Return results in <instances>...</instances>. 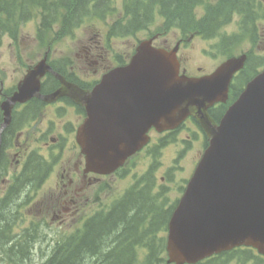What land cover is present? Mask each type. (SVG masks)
Instances as JSON below:
<instances>
[{
  "label": "water",
  "instance_id": "95a60500",
  "mask_svg": "<svg viewBox=\"0 0 264 264\" xmlns=\"http://www.w3.org/2000/svg\"><path fill=\"white\" fill-rule=\"evenodd\" d=\"M176 50L143 41L128 64L105 74L88 92L66 82L43 59L2 103V127L16 103L68 96L86 112L76 136L85 172L106 175L146 144L150 128L173 130L192 117L209 141L168 223V262L193 264L239 246L264 254V70L216 123L208 110L227 100L230 80L245 55L192 78L179 75ZM46 73L61 87L43 96L40 79Z\"/></svg>",
  "mask_w": 264,
  "mask_h": 264
},
{
  "label": "trees",
  "instance_id": "16d2710c",
  "mask_svg": "<svg viewBox=\"0 0 264 264\" xmlns=\"http://www.w3.org/2000/svg\"><path fill=\"white\" fill-rule=\"evenodd\" d=\"M208 1L120 0L124 18L115 22L111 32L121 37L133 35L152 23L154 15H158L163 18L165 28H177L184 37L198 35L211 39L220 35V27L233 15L242 17L241 27L244 34L247 33V23L253 27L255 19L264 15L257 0H219L217 5H208ZM115 2L116 0H0V43L4 36L16 39L20 26L33 15H42L37 29L40 42H44L45 34L55 24L59 26L58 35H70L87 17L114 15L118 11ZM199 7L204 8V15L200 17L196 16V9ZM249 32L253 36V28ZM240 38V35H234L223 40L222 46L227 57L232 55ZM57 71L63 73L59 69ZM50 78V83L55 86L56 80ZM217 113H223L222 105L210 109L214 118ZM10 128L7 132L11 131ZM40 162L42 161L39 157L37 161L34 157L29 159L25 169V185L40 173ZM165 205L167 203L163 191L153 195L145 188L130 194L106 214H96L81 230L64 237L56 244L50 259L47 258L42 264H166L165 239L158 238L156 232H166L175 203L164 209ZM10 226L12 225L9 222L5 225V220L0 218V256L8 252H19L17 247L20 241L9 246L12 239ZM21 241L26 243L25 239ZM139 244L148 249L141 258L135 252V247ZM232 263L264 264V258L257 256L252 249L237 248L197 264Z\"/></svg>",
  "mask_w": 264,
  "mask_h": 264
},
{
  "label": "rangeland",
  "instance_id": "374dc122",
  "mask_svg": "<svg viewBox=\"0 0 264 264\" xmlns=\"http://www.w3.org/2000/svg\"><path fill=\"white\" fill-rule=\"evenodd\" d=\"M260 2L261 11L264 10V0H257ZM219 0H209V4H218ZM117 4L120 6V0H117ZM118 6V7H119ZM196 16L203 14V8L197 10ZM39 15H33V17L20 26L16 39H12L8 36H5L0 44V86L3 89H11L22 79L25 74L27 67L29 65H34L39 60L42 59L44 53L49 50V57L53 60L59 61L62 58H67L71 61L72 65L75 66L76 74L80 75L85 79H91L92 77L88 76L86 78L84 68L86 64L84 60L79 58L83 57L82 46L88 43L106 42V37L108 36L110 26L113 22L120 20L121 15H110L106 18L98 17H88L85 18L82 24L74 31L73 35L69 37L60 36L58 34H51L46 37L50 42L46 47L41 46L37 38V28L40 22ZM238 17H234L233 20L229 21L222 25L221 33L229 36L234 34L243 33L240 29V24ZM256 25V37L250 39L248 32L243 35V37L237 41L236 46L233 48V55L237 56L241 53H251L252 55L262 56L256 57L253 63L255 67H259L260 63L264 60V15L255 23ZM250 24L247 23V28ZM58 29H56L57 31ZM152 36L157 37L155 41L156 46H162L163 41H166V45L174 46L178 38H181L182 34L178 29L174 28H165V24L162 18L156 16L152 23L147 26L146 29L140 30L135 33L134 36L128 38H116L111 37V40L108 44L110 52H107L106 60L111 57L115 58L118 55L120 58L124 59L129 57L134 47L139 41L148 39ZM187 44V45H186ZM182 47L180 55L183 56V64L188 74L190 75H202L204 73L212 72L222 61L225 60V55L222 54V46L219 44V39L211 38L205 39L200 36H195L190 42H186ZM50 47V48H49ZM109 61V59H108ZM261 67V66H260ZM200 68V72H198ZM69 69H66L65 73ZM98 77V76H97ZM242 85V84H241ZM0 88V92L3 90ZM2 101V95L0 94V102ZM58 117V112L55 107H46L43 109L42 113L36 118L34 122L26 123L25 131L22 134L21 140L27 141L30 144L26 147V151L30 149H37L43 155L46 154V147L48 145L45 142L48 141L50 136L58 135L59 128L57 127V119L67 124V127L70 129V123L77 124L79 122L77 115L71 112L68 114L65 111H60ZM57 114V115H56ZM189 136L191 133L187 132V129L181 132V136L178 137L179 140L183 139L185 135ZM29 138V139H27ZM165 139V138H163ZM196 142L193 143V145ZM180 148L174 145H170L167 148L162 150L160 156L154 160L155 164L161 163L159 171L155 174L156 181L152 189L150 190L146 184L143 187H146L147 190L151 191L153 195L161 194L163 191L164 198L166 203L171 205L181 194L179 187L184 186V180L190 175L192 171L193 163L199 155L200 150H202L201 144H196L192 146L190 150L186 152L184 156L180 155ZM52 158L56 157L52 154ZM143 156L132 159L130 165L135 163L134 169L129 170L124 173L123 176H127L125 179L119 181L118 184H115L113 179L107 178L101 181H95L96 185L93 186V183L89 185L91 188L89 190V203L84 206L83 216L89 214V212L96 209H106L108 208L120 195H122L130 186H132L139 178L145 180L146 168L151 162L143 161ZM68 158V157H67ZM177 159V163H174ZM72 165L74 159H70ZM177 166V171L173 172L172 182L165 177V171L168 168ZM58 166L55 167L50 176H48L47 182L38 189H31L29 192L34 191L31 196H28L21 201V207L24 215L23 217H18L17 222L18 226L14 229L15 232H19L20 228L31 229V234L33 235L34 241L31 245L23 244L20 248V252L24 255H27V260L24 256L17 254L21 260L15 256L12 259L4 258L0 261V264H41L45 259H47L57 242L60 240V234L63 232V229H59V224L52 225L48 220L46 222L45 215L46 211L42 205L34 202L35 197L42 198L48 196L54 189V181L56 179L55 174L58 173ZM19 171H17L18 173ZM164 172V174H163ZM67 173V171L65 172ZM164 176V181L160 180V177ZM102 196L96 200L98 194H100V188ZM54 203V200H53ZM56 203V202H55ZM38 205V206H36ZM167 205H165L166 209ZM12 208L5 209L6 214L11 213ZM163 211V210H160ZM77 216V215H76ZM82 216V215H81ZM81 216L69 221L71 224H65L63 226L70 227V229L77 230L83 226V223H80ZM85 217V216H84ZM21 220L24 222H21ZM33 227V228H32ZM61 231V232H59ZM71 231H67L66 234H70ZM158 238H164L166 233L163 231L156 232ZM137 251L140 254L145 252L143 246H138ZM15 258V261H13ZM5 262V263H4ZM235 264V263H232Z\"/></svg>",
  "mask_w": 264,
  "mask_h": 264
},
{
  "label": "flooded vegetation",
  "instance_id": "af4514ba",
  "mask_svg": "<svg viewBox=\"0 0 264 264\" xmlns=\"http://www.w3.org/2000/svg\"><path fill=\"white\" fill-rule=\"evenodd\" d=\"M178 43V42H177ZM181 44L177 51V57L179 59L180 52H181ZM83 57L79 58L84 60L86 66L92 71V73H96L99 69L106 71L108 69V65H104L106 60L105 58V51L103 47L96 44H85L82 46ZM183 58V57H182ZM70 70H75V66H70ZM53 105L56 106V111L59 113L60 111H65L67 114L68 112L74 113L77 115L78 120L81 122L85 116L84 109L80 108L79 106L75 105L69 99H61L54 103ZM57 115V114H56ZM58 117H61L57 115ZM57 124L59 128V135L52 140L58 147V151L61 156L65 154L68 155L66 161L62 164V174L57 181L58 190L57 192L51 194L55 198V204L53 205L52 213L54 218L59 220V223H66L74 219L75 215L80 216L83 212V205L84 202H88L89 199V185L91 181H100L103 177L91 175V174H84L81 167V155L77 150L76 144L73 143L71 139L70 131L74 128L72 122L70 123L71 129L67 127L65 120L61 122L57 119ZM191 131L189 128L187 129ZM3 133L1 134V136ZM19 136L16 137V150L13 153L14 158L16 159L15 163L17 164V170H19L20 166L21 169L24 165L22 162V152L20 151L21 147L17 143V139L19 140ZM188 139H177V145H184L185 143L190 141V136L187 135ZM70 142L72 146L70 145ZM24 152V150H23ZM0 168L2 172L6 171L7 167L9 166V148L7 147V140L4 141L3 136L1 138V145H0ZM70 159H74L72 165H68L71 163ZM67 171V173H65ZM2 177L0 176V193L4 194V197L8 195L9 189V180L4 176V173H1ZM112 175L111 177H114ZM3 197V198H4Z\"/></svg>",
  "mask_w": 264,
  "mask_h": 264
},
{
  "label": "bare ground",
  "instance_id": "6f19581e",
  "mask_svg": "<svg viewBox=\"0 0 264 264\" xmlns=\"http://www.w3.org/2000/svg\"><path fill=\"white\" fill-rule=\"evenodd\" d=\"M50 259V258H49ZM45 264V263H44Z\"/></svg>",
  "mask_w": 264,
  "mask_h": 264
}]
</instances>
